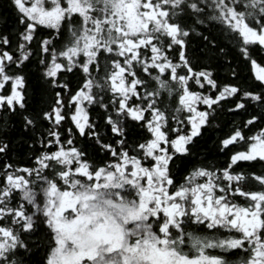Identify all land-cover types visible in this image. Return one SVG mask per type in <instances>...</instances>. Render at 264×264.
Wrapping results in <instances>:
<instances>
[{
    "label": "snow or ice",
    "instance_id": "6c2138e0",
    "mask_svg": "<svg viewBox=\"0 0 264 264\" xmlns=\"http://www.w3.org/2000/svg\"><path fill=\"white\" fill-rule=\"evenodd\" d=\"M0 264H264V0H0Z\"/></svg>",
    "mask_w": 264,
    "mask_h": 264
}]
</instances>
